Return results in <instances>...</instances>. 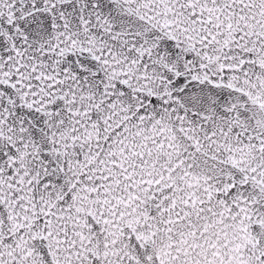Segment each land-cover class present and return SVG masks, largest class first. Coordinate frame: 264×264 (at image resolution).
Segmentation results:
<instances>
[{"label":"snow or ice","instance_id":"1","mask_svg":"<svg viewBox=\"0 0 264 264\" xmlns=\"http://www.w3.org/2000/svg\"><path fill=\"white\" fill-rule=\"evenodd\" d=\"M0 264H264V0H0Z\"/></svg>","mask_w":264,"mask_h":264}]
</instances>
